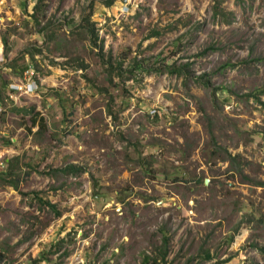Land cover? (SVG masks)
Returning <instances> with one entry per match:
<instances>
[{"label":"rangeland","instance_id":"rangeland-1","mask_svg":"<svg viewBox=\"0 0 264 264\" xmlns=\"http://www.w3.org/2000/svg\"><path fill=\"white\" fill-rule=\"evenodd\" d=\"M103 1L0 0V264H264V0Z\"/></svg>","mask_w":264,"mask_h":264},{"label":"trees","instance_id":"trees-1","mask_svg":"<svg viewBox=\"0 0 264 264\" xmlns=\"http://www.w3.org/2000/svg\"><path fill=\"white\" fill-rule=\"evenodd\" d=\"M41 1L42 0H38V2L35 4L34 6V12L32 13V15H34L35 12H37V10L40 9V11H42V6H41ZM112 1L113 0H105L103 1V3L106 5V6H109L110 4H112ZM215 11V14L218 13L219 11L221 10H214ZM92 11L91 10H88V12H84L82 13V17H81V23L79 24L80 27H84L86 29V31L88 32V35H90V40L92 41L93 44H95V46H98L100 48V51H101V55H102V58L104 59L103 63H106L109 65V67H106V69L110 72L108 73L109 74V81H112V73H111V70H112V66H113V63H112V55L110 53L108 54H105L101 49H102V44H96L97 43V37H98V34H97V30L96 28L94 27V23L91 22L90 20V15H91ZM221 13H223L221 11ZM230 16L232 15L231 13H229ZM153 34H158L157 31H153L152 32ZM1 41L3 43V51L5 53H7V51L9 50V46L7 44V40L6 38H1ZM39 51V50H37ZM129 52V51H128ZM25 54H30V58L33 60V52L29 51V50H25L23 52L20 53V59H23L24 58V55ZM22 55V56H21ZM118 58H116L115 61V69L117 68V71H116V75L119 76V79H122V78H125L124 76V73H128L126 75V78L130 77V79H132L133 77H135L136 74L139 73V71H145L146 73H149V72H152V68H151V65H147V63L144 61V60H140V59H136L135 57H133L132 59V62L129 66V68L127 70H124L122 68V61L123 59H125V55L123 56H117ZM18 58L15 57L14 59H8V61H6L5 65L4 66H7L11 69V72L15 75V76H18V77H21L23 74H24V71L29 67L31 66L32 67V64L31 63H25L23 62L22 66L21 67H17L14 63L16 61V59ZM164 66L163 63H160L158 64V66H153L154 68L157 69H162ZM187 67V66H186ZM165 68L170 72V73H181L182 71V68H179V67H175V66H171V65H165ZM126 71V72H125ZM3 86H5L4 82H3ZM258 99V98H257ZM16 111H23L24 113H29L31 112V110H20L19 108H16ZM71 111H66L65 108L62 109V114L64 115V117H66L68 114H70ZM36 119L35 118H32V122L35 123ZM40 126H42L44 128L45 125H43V122H40ZM5 143L6 144H9L10 141L9 140H5ZM223 152H224V157L223 159L224 160H231V162H235L236 160V156H232L230 152H228L226 149H223ZM17 159V158H15ZM13 165L12 163L8 164L7 165V168L5 170H1L0 171V178L3 179V181H5L6 183H8L9 185H11L13 188L17 189L19 191V193L21 195H26L24 192L20 191L18 189V182L16 180V178H12L13 176ZM56 171H59L61 173H65V174H79L82 172V168L80 166H77L75 164H67L64 168H60V169H57ZM9 177V178H8ZM34 196H37V193L34 192L33 193ZM41 202L43 204H47L51 209L54 210V204H51L49 201H46V200H41ZM57 214H59V211H56ZM165 245V243H164ZM58 248V246H55ZM55 249V248H54ZM68 254V251H65L64 252V255H67ZM165 254H166V250L163 251L162 255H161V259L163 260L164 257H165ZM3 255L0 254V262L1 260L3 259ZM204 259H209L211 256L209 255L208 252H204ZM144 264H159L157 263V260L155 258H151L150 256H145V260H144Z\"/></svg>","mask_w":264,"mask_h":264},{"label":"crops","instance_id":"crops-1","mask_svg":"<svg viewBox=\"0 0 264 264\" xmlns=\"http://www.w3.org/2000/svg\"><path fill=\"white\" fill-rule=\"evenodd\" d=\"M2 53H3V44H2V41L0 39V59H1ZM3 68H4V70L5 69L6 70L5 71H1V74L4 75V76H6V75L8 76V70L10 71L11 69L8 68V67H3ZM17 78H19V77H17ZM13 82H15L17 84L16 78H14ZM18 84L19 85L17 87H20V83H18ZM30 88H32V84H30V82H26L25 84H22V89L21 90L19 88H17L18 89L17 92H18L19 95L25 94V92L29 91ZM11 89H12L11 85H9V86L6 85V90L3 93V96L0 97V109L3 108V106H4L3 100H6L5 95L7 94V95L11 96Z\"/></svg>","mask_w":264,"mask_h":264},{"label":"built area","instance_id":"built-area-1","mask_svg":"<svg viewBox=\"0 0 264 264\" xmlns=\"http://www.w3.org/2000/svg\"><path fill=\"white\" fill-rule=\"evenodd\" d=\"M33 74V68L31 66H29L25 71H24V75L25 76H31Z\"/></svg>","mask_w":264,"mask_h":264},{"label":"water","instance_id":"water-1","mask_svg":"<svg viewBox=\"0 0 264 264\" xmlns=\"http://www.w3.org/2000/svg\"><path fill=\"white\" fill-rule=\"evenodd\" d=\"M208 182V179L206 178L205 180H204V183L206 184Z\"/></svg>","mask_w":264,"mask_h":264}]
</instances>
